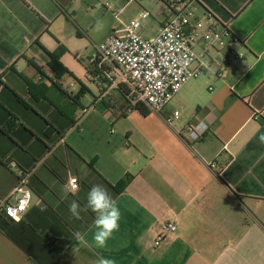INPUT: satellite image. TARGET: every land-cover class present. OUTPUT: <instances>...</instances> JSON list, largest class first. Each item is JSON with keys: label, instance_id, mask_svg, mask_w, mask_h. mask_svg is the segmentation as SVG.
I'll list each match as a JSON object with an SVG mask.
<instances>
[{"label": "crops", "instance_id": "0c3cea01", "mask_svg": "<svg viewBox=\"0 0 264 264\" xmlns=\"http://www.w3.org/2000/svg\"><path fill=\"white\" fill-rule=\"evenodd\" d=\"M94 1L133 18L148 11L153 36L174 2L0 0V202L19 172L29 174L31 191L18 219L0 213V264H93L101 256L117 264H264V0H197L202 20L208 12L244 41L243 58L223 76L206 72L184 84L166 105V118L179 117L168 124L160 112L159 127L133 125L149 114L133 109L109 67L89 63L123 24L97 29L89 22ZM51 54L60 65L51 67ZM197 123L206 130L192 141L186 127ZM72 176L78 189L66 193ZM93 185L121 211L104 249L74 237L79 231L92 243L95 214L84 209ZM167 222L176 231L156 247Z\"/></svg>", "mask_w": 264, "mask_h": 264}, {"label": "built area", "instance_id": "2783aa9c", "mask_svg": "<svg viewBox=\"0 0 264 264\" xmlns=\"http://www.w3.org/2000/svg\"><path fill=\"white\" fill-rule=\"evenodd\" d=\"M135 1V0H132ZM169 10L171 16L151 38L140 35L141 22L150 14L142 10L128 23L121 24L95 46L89 59L90 64L107 66L120 83L127 86L128 101L143 104L148 110L160 113L184 84L206 72L223 76L236 62L242 60L244 41L234 35L226 24H218L210 13H204L202 20L197 13V0L183 2L174 0ZM108 7V4H105ZM113 13L114 17L118 13ZM199 43L200 50L194 45ZM179 117L175 111L165 122ZM202 123L188 125L186 132L192 141L199 140L205 132ZM15 168L14 162H9ZM29 174L19 172L16 184L0 202V213L7 220H16L30 206L31 191ZM79 182L74 176L68 181V188ZM176 231L173 222L162 224L154 245L159 246Z\"/></svg>", "mask_w": 264, "mask_h": 264}, {"label": "clouds", "instance_id": "9594fccd", "mask_svg": "<svg viewBox=\"0 0 264 264\" xmlns=\"http://www.w3.org/2000/svg\"><path fill=\"white\" fill-rule=\"evenodd\" d=\"M97 29L102 27V23L97 21ZM260 142L264 143V135L259 137ZM76 185H72L71 189H65V192L75 191ZM84 210H91L95 214V231L92 235V243L90 244L81 232L74 234L75 240L82 243L86 247L93 245L98 249L107 247V243L113 234L119 230L121 211L118 203L110 195L108 190L100 185H93L87 194L86 206ZM71 215L76 218H81V206L76 201H72L69 206ZM93 264H117V261L112 258H100L93 261Z\"/></svg>", "mask_w": 264, "mask_h": 264}, {"label": "rangeland", "instance_id": "374dc122", "mask_svg": "<svg viewBox=\"0 0 264 264\" xmlns=\"http://www.w3.org/2000/svg\"><path fill=\"white\" fill-rule=\"evenodd\" d=\"M89 1H92V0H89ZM94 2L96 4L95 8H96L97 11H96V13H94V12L92 13L89 22L95 23V22L98 21L97 19L100 17L101 23H102V27L99 28V29L101 31L107 30L109 28L110 24L112 22H114V21L116 22V24H118V22H121V23L125 24V23H128L131 19H133V16H131L130 14L125 16L123 14V11L121 12L119 10V7L115 6L111 2H108V3H111V10L114 11V13H118L119 12L118 19H115V17L113 16V13L111 11H109L107 8H106L107 10L104 9L105 8L103 6V4H104L103 2L104 1H102V3H103L102 5L99 4L96 1H94ZM83 11H84V8H83ZM197 13H200V11L197 10ZM152 25H153V19L151 17H148L147 19H145V20H143L141 22V27H140L139 31L144 30L146 32L143 37H145V36L152 37L153 36V33L149 30L152 27ZM60 57L61 56L59 55V61H60ZM79 87H80V85H79ZM87 96H89V94ZM90 100H91V97H90ZM89 103L90 102H88L87 100H85L83 102L84 105H88ZM191 111H192V109L189 108V112H191ZM161 114L165 115L164 116V119H165L166 118V107L161 111ZM161 114L149 110V117L146 120H143L140 117V119L143 120V121L139 120L136 123L134 120H132V122H133V125H136V126L159 127V126H162L160 121H159V119H158L160 117L159 115H161Z\"/></svg>", "mask_w": 264, "mask_h": 264}, {"label": "trees", "instance_id": "16d2710c", "mask_svg": "<svg viewBox=\"0 0 264 264\" xmlns=\"http://www.w3.org/2000/svg\"><path fill=\"white\" fill-rule=\"evenodd\" d=\"M50 59H51V67H53L52 66L53 63L60 65L59 54H51ZM125 91L126 90L122 89V93L124 94V96H127V93ZM20 101L23 104H25L23 100H20ZM132 107H133V109L137 110L142 116H147L149 114V110L143 104H136ZM13 126H14L13 120L8 121L4 131L11 129ZM51 128L52 127H49L46 132L49 133L51 131ZM131 179H132V176H130V175L125 176V178L123 180H121V182L119 183L118 187L123 189L124 187H126L128 185V183L130 182Z\"/></svg>", "mask_w": 264, "mask_h": 264}]
</instances>
